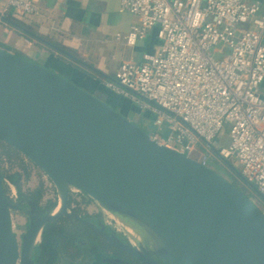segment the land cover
Segmentation results:
<instances>
[{
	"label": "water",
	"instance_id": "1",
	"mask_svg": "<svg viewBox=\"0 0 264 264\" xmlns=\"http://www.w3.org/2000/svg\"><path fill=\"white\" fill-rule=\"evenodd\" d=\"M0 143L36 165L60 200L52 214L38 209L36 201L29 202L27 211L7 195L0 165V264H30L44 227L62 216L76 219L141 264H160L70 212L73 189L149 235L155 256L166 264H264V212L241 190L195 159L159 144L98 95L3 48ZM14 211L30 220L21 252Z\"/></svg>",
	"mask_w": 264,
	"mask_h": 264
},
{
	"label": "built area",
	"instance_id": "2",
	"mask_svg": "<svg viewBox=\"0 0 264 264\" xmlns=\"http://www.w3.org/2000/svg\"><path fill=\"white\" fill-rule=\"evenodd\" d=\"M39 3L8 0L4 15H35ZM120 4L138 22L118 40L135 47L158 29L162 45L141 63L124 62L105 87L154 118L151 136L159 144L206 168L214 152L240 165L264 201V8L249 0ZM227 132L229 144L219 145ZM53 186L47 187L54 193ZM71 195L74 204L84 202L78 190Z\"/></svg>",
	"mask_w": 264,
	"mask_h": 264
},
{
	"label": "crops",
	"instance_id": "3",
	"mask_svg": "<svg viewBox=\"0 0 264 264\" xmlns=\"http://www.w3.org/2000/svg\"><path fill=\"white\" fill-rule=\"evenodd\" d=\"M249 1L259 2L264 8V0ZM120 5V0H40L35 15L9 12L35 32L29 35L3 19L8 15H4L8 0H0V48L27 59L35 55L45 67L55 66L49 69H59L75 77L96 94H112L105 87V81L113 78L124 62L141 63L144 55L153 54L162 45L158 29L151 30L135 47L118 40L117 35H126L138 22L132 14L122 12ZM50 44L69 49L68 53L93 69L63 57ZM260 94L264 98V84Z\"/></svg>",
	"mask_w": 264,
	"mask_h": 264
},
{
	"label": "rangeland",
	"instance_id": "4",
	"mask_svg": "<svg viewBox=\"0 0 264 264\" xmlns=\"http://www.w3.org/2000/svg\"><path fill=\"white\" fill-rule=\"evenodd\" d=\"M20 30V29H18ZM51 48V47H50ZM52 50V49H51ZM59 53V52H58ZM15 55L24 58L22 55L18 53H14ZM60 54V53H59ZM61 55V54H60ZM63 57H67L64 54H62ZM29 58V57H28ZM219 56H216V59H219ZM26 60H29L35 64H38L40 66H44L41 61L38 60V57L35 55H31L29 59L24 58ZM88 68H93L92 66L86 64ZM55 67V66H49ZM53 72L65 77L66 79L74 82L78 86L82 87L83 89L89 91L90 93L94 95H98L103 100L107 101V103L113 107L116 111L122 113L125 117H127L129 120H131L133 123L138 124L141 128L145 129L150 134L153 133V117L147 113V112H141L140 109L132 104L131 102L118 97L114 93L110 94H104V96L96 94L92 89L82 83V81H79L75 77L68 76L65 73L61 72L59 69H51ZM123 104V105H122ZM123 106V108L121 107ZM126 108H131V112L126 111ZM219 145L227 146L229 144V137L228 132L226 135L222 136L219 140ZM22 155V154H21ZM20 154L14 153L12 150L7 148L5 145L0 146V163L2 170L4 171V174L7 176L14 175L16 173L21 175V188L23 194L32 195L33 193H36V191L41 190L42 191V198L40 201V205L42 207H46L50 202L57 200L56 191L53 193V191H50L47 186L52 185L50 179L33 163H31L26 157H22ZM227 166L223 159L219 157V155L214 152L210 154V169L218 172L221 174L223 178H225V174L223 175L224 171L222 170L223 167ZM234 166V165H233ZM228 167V166H227ZM235 169L241 174V166L236 165L234 166ZM231 170V169H230ZM232 171V170H231ZM233 172V171H232ZM228 176H231L235 178L236 185L239 187V189L247 196L249 199L264 212V201L260 198V196L257 193V190L251 186H249L246 182L243 181L240 177H235L236 174L233 172V174H229ZM7 188H8V196L10 199L14 202L18 201L19 197V191L15 187V185L11 182L9 178H7ZM230 183L232 181L228 180ZM233 184V183H232ZM53 189L55 190L54 186ZM82 199L84 200L83 203L74 204L71 206L74 208H77L79 212L88 215L93 214L96 208H100L99 204L93 201L91 198L87 197L86 195L82 196ZM59 206V205H57ZM109 220L111 221L112 218H115L119 224L123 226V223L116 217H113L112 215L108 214ZM13 219H14V227L15 232L18 234L19 240L23 233L26 232L27 226H28V220L25 215H23L20 212H13ZM64 228L66 229L65 232L68 234L65 235V238L62 237L63 241L68 242V245H72V241L77 240L78 238L83 237H93V234L83 225L79 224L77 221L67 220L65 221ZM130 230V229H129ZM52 232L49 233V236ZM50 241V237L48 239ZM51 255V257H50ZM45 256L47 258H45ZM50 257V258H49ZM86 261L88 263L91 262V255L88 257H85ZM61 263V260H58ZM77 263H80V261H77ZM41 264H57L56 260L52 258V253L46 252L43 257V261ZM59 264V263H58ZM64 264V262H63Z\"/></svg>",
	"mask_w": 264,
	"mask_h": 264
},
{
	"label": "flooded vegetation",
	"instance_id": "5",
	"mask_svg": "<svg viewBox=\"0 0 264 264\" xmlns=\"http://www.w3.org/2000/svg\"><path fill=\"white\" fill-rule=\"evenodd\" d=\"M222 170L224 171L223 175L225 174L224 175L225 179L232 181L233 185L239 188L236 185V181H235L236 179L231 176H228L229 174H233L230 168L225 166L222 168ZM235 177H238V175H236ZM56 196L58 200V205H60L58 194ZM31 201H34V199H28L26 202H24L22 207L27 211H31V208L29 206V202ZM58 207L59 206H57L52 212H47L45 210L46 214H52L56 212L58 210ZM38 209L43 210L42 206L40 207L39 205H38ZM69 211L72 213H77L86 221H89L98 228L103 229L109 235L116 237L119 240V242H121L123 245L133 248L135 251L145 256L147 255V253H149L150 256L155 260H157L160 264H166L161 259L155 256L154 241L149 235L143 236L138 230L122 222L120 219L119 220L121 221V223H123V226L119 224L117 220H115V218H112V220L110 221L108 219L109 218L108 214L110 215L112 214L105 211L101 207L99 209L96 208L93 214L88 216L84 213L79 212L77 208H72V209L70 208ZM20 213L26 216L29 226L30 220L27 214L24 212H20ZM112 216L115 217L114 215ZM62 218L68 219L65 216H62L58 219H62ZM68 220L77 221L74 218ZM77 222L83 225L79 221ZM49 223L44 227L39 240L35 243V246L31 251L29 257L30 264H41L43 261L44 254L46 252L52 253V258L56 260L57 264L58 263L63 264V262L64 264H120V263L141 264L138 262V260L134 255L114 247L106 240H104L98 233L91 230L85 225L83 226L86 227L93 234V237L78 238L77 240L72 241L71 246L70 244L68 245V242L63 241V239L61 238L58 241H44L45 230L46 227L49 225ZM25 233H23V235L19 240L20 252L22 251L21 240ZM65 235L68 236L66 232L63 234L64 238ZM89 255H91L90 263H88L85 259V257H88ZM45 258L47 257L45 256ZM58 260H61V263ZM77 261H80V263H77Z\"/></svg>",
	"mask_w": 264,
	"mask_h": 264
},
{
	"label": "trees",
	"instance_id": "6",
	"mask_svg": "<svg viewBox=\"0 0 264 264\" xmlns=\"http://www.w3.org/2000/svg\"><path fill=\"white\" fill-rule=\"evenodd\" d=\"M5 18L17 23L19 26H21L23 28V31L26 32L27 34H29V35H34L35 34V32L32 29L27 27L26 24L23 23L21 20H19L17 17H13L12 15H10L8 13V15ZM56 46L58 48H60V49L65 50L66 52H71V51H69V49H67V48H65V47H63L61 45L57 44ZM107 101H109V100L107 99ZM1 145H5L7 148L12 150L14 153H17V154L21 155V153H19L18 151L14 150L11 147H9L8 145L0 143V146ZM0 165H1V163H0ZM3 175H4L5 179L9 178L11 180V182L15 185V187L19 191L18 201L15 202V203L20 204L21 206H23L24 202H26L28 199H34V201L37 202V205H39L41 207V205H40V201H41V198H42V191L41 190H38V191H36V193H33L32 195H29V196L27 194L25 195V194H23L22 188H21V175L20 174L16 173L14 175L7 176V178H6V175L4 174V171H3ZM5 190H6V193L8 195L7 184H5ZM56 195H57V193H56ZM74 202H76V201L74 200L73 196H71L70 197V202H69V208H71V206L73 205ZM57 205H58V200L55 199L54 201L50 202L46 207H42V208H43V210H46L47 212H52L57 207ZM14 212H16V211H14ZM67 220L68 219L62 218V219H58V220L50 222L49 225L46 227V230H45L44 241H49L48 240L49 237H50V241H58L60 238L62 239V237H64L63 234L65 233V230H66L64 228V226L66 225L65 221H67ZM50 232H52V233L49 236Z\"/></svg>",
	"mask_w": 264,
	"mask_h": 264
}]
</instances>
